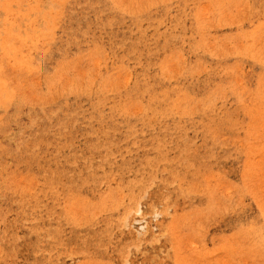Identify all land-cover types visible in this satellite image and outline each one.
<instances>
[{
  "label": "rangeland",
  "instance_id": "1",
  "mask_svg": "<svg viewBox=\"0 0 264 264\" xmlns=\"http://www.w3.org/2000/svg\"><path fill=\"white\" fill-rule=\"evenodd\" d=\"M0 264H264V0H0Z\"/></svg>",
  "mask_w": 264,
  "mask_h": 264
}]
</instances>
